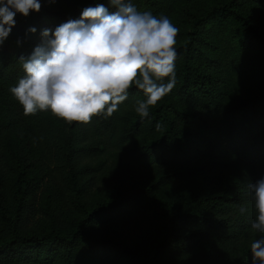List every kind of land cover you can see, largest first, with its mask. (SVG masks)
Listing matches in <instances>:
<instances>
[{
	"label": "trees",
	"instance_id": "1",
	"mask_svg": "<svg viewBox=\"0 0 264 264\" xmlns=\"http://www.w3.org/2000/svg\"><path fill=\"white\" fill-rule=\"evenodd\" d=\"M40 2L39 12L16 14L0 44V264H251L260 234L248 185L264 178V0H132L141 12L164 9L179 29L176 85L146 118L133 85L118 111L88 124L26 116L9 89L45 28L89 5L115 7ZM106 152L114 164L98 158ZM94 163L104 164L109 197L92 188Z\"/></svg>",
	"mask_w": 264,
	"mask_h": 264
},
{
	"label": "clouds",
	"instance_id": "2",
	"mask_svg": "<svg viewBox=\"0 0 264 264\" xmlns=\"http://www.w3.org/2000/svg\"><path fill=\"white\" fill-rule=\"evenodd\" d=\"M109 3L115 11L96 3L77 19L45 28L44 41L29 56L19 57L25 76L9 91L24 115L50 111L68 124H88L93 117H111L135 85L145 96L135 107L143 119L172 91L179 29L166 15L138 11L132 0ZM40 10V0H0V44L17 13ZM248 191L257 210L251 227L260 234L250 244L251 261L264 264V178L250 183Z\"/></svg>",
	"mask_w": 264,
	"mask_h": 264
},
{
	"label": "rangeland",
	"instance_id": "3",
	"mask_svg": "<svg viewBox=\"0 0 264 264\" xmlns=\"http://www.w3.org/2000/svg\"><path fill=\"white\" fill-rule=\"evenodd\" d=\"M164 13H165V10L163 9L158 14H155V16L159 17L161 14L164 15ZM26 155H28V154H26ZM98 158H103L104 159V164H106L108 162H112L114 164V162L112 161L111 156L109 155L108 152H106L103 155H100V157H98ZM34 161H36V160H34ZM93 165L96 166L97 168H96V172H94L95 176H96L95 177L96 178V184L93 185L92 188H95L96 191H100V195L102 197H109L111 194H114V192H115L114 188L109 183L104 182L103 176L101 177V173L104 171V166L102 165V166L98 167L99 165L97 163H94ZM30 167H31V169L34 170V168H35L34 163H31ZM106 171H107V168H106ZM66 175L67 174H65V177H61L62 182L66 185L65 195L68 197V199H69L71 205L74 207V209L75 210H80L83 207L82 203L80 202L79 199L76 198L75 193H74V186H72V183L67 181V180H69V177L66 176ZM211 183H213L212 184L213 186L216 185V182L214 180H212V181H210L209 184H206L205 186L207 187V185H211ZM213 186H211V187H213ZM40 189L41 188H39V190ZM215 189L216 188H214V191H215ZM220 212H221V210L218 209L216 211H212L211 213H212V215H214L216 217V216H220ZM27 213H29V212H27ZM39 220H40V218H39V215H37V214H34V216H32L30 218V221L33 222V223L34 222H39ZM126 222L128 224H131L132 228H134L133 233L137 237L141 238L140 236H141L142 232H141V229L139 227L140 222H139L138 217H136L135 215L131 214L126 219ZM244 253L248 254L247 248L245 249ZM251 264H252V262H251Z\"/></svg>",
	"mask_w": 264,
	"mask_h": 264
}]
</instances>
